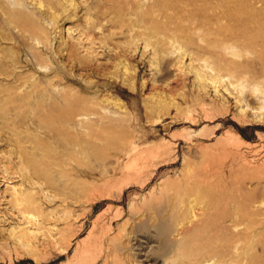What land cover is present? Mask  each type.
Here are the masks:
<instances>
[{
    "label": "rangeland",
    "instance_id": "rangeland-1",
    "mask_svg": "<svg viewBox=\"0 0 264 264\" xmlns=\"http://www.w3.org/2000/svg\"><path fill=\"white\" fill-rule=\"evenodd\" d=\"M41 3L43 15L0 41V100L42 83L36 90L62 89L70 104L31 113L15 101L0 120V264H264V0ZM228 26L234 35L202 40ZM217 44L240 53L225 60L242 94L227 78L219 95L200 88L192 72L214 74ZM245 96L249 107L237 103ZM53 109L68 112L64 124L34 125ZM13 133L26 147L29 134L54 139L53 181H22ZM25 189L37 205L23 217L11 196Z\"/></svg>",
    "mask_w": 264,
    "mask_h": 264
},
{
    "label": "bare ground",
    "instance_id": "bare-ground-1",
    "mask_svg": "<svg viewBox=\"0 0 264 264\" xmlns=\"http://www.w3.org/2000/svg\"><path fill=\"white\" fill-rule=\"evenodd\" d=\"M29 1V4H32L34 6V9L36 12L34 11H29V7L27 5ZM42 3H41V0H0V41L2 40H8L9 39V34H4V32H7L10 27H14V28H17L18 31H19V26L20 24H22L25 19L27 18H30L33 20V18L35 17L34 15H43L42 14ZM229 14L228 15V20L232 21L235 19L236 16L238 15H235V13H232L231 11H228ZM35 19V18H34ZM37 21V20H36ZM231 21L229 23H231ZM237 22V21H236ZM26 23H28L26 21ZM37 24V23H36ZM39 24V22H38ZM139 25V24H138ZM231 25V24H230ZM229 25V26H230ZM234 25V24H233ZM232 25V26H233ZM240 25V24H239ZM23 25H21L20 27H22ZM228 27H222V28H219V30L216 31V33L214 34H211V33H205L204 36H203V39L204 38L206 39V37L210 39V37H214V38H218V37H221V38H224L225 36H227L228 32H230L232 28H229ZM178 27V26H177ZM231 27V26H230ZM235 27V26H234ZM245 27V26H244ZM149 28V27H148ZM224 28V29H223ZM256 28V27H255ZM222 29V30H221ZM23 30V29H22ZM22 30H20L22 32ZM228 30V31H227ZM235 30V28H234ZM37 31V30H36ZM254 31V30H253ZM253 31L252 33L251 32H248L249 36H251L253 34ZM39 32V30H38ZM155 32V31H154ZM232 33H230V35H234V32L235 31H231ZM256 32V31H255ZM172 33V32H171ZM153 34V32L151 33ZM170 34V33H169ZM247 34V36H248ZM29 35V34H27ZM211 35V36H210ZM229 35V34H228ZM229 35V36H230ZM244 35V34H243ZM35 36H37V34L35 33ZM224 36V37H222ZM29 37V36H28ZM150 35L148 36L147 38V42L145 43V47L147 46H150ZM244 37V36H243ZM30 39H33L34 41L32 42H35L39 45V42L36 38H31L29 37ZM228 38V37H226ZM246 41H247V38H246ZM170 42L174 45L177 44V48L179 51H182V47H180L178 45V39L175 37V34H173V37L170 39ZM34 43V44H35ZM232 44V43H231ZM215 45L213 46V50H210L209 52L211 51H214L215 49H218V52L216 54H214V58H215V62L214 64L212 65H209V63L207 64V61L204 60L203 62L205 64H207L206 68L207 69H210V73L213 72L214 74H209L208 72H205L203 71L202 69H192V72L195 74V77L201 82L200 83V88H206V83H210L213 88H214V92L215 93H218L219 95V91L218 89H220L221 87L225 88V91H229V86L232 85L234 87V89L238 88V86L241 87V90L239 91L240 94H242V89H246L247 87L244 86L243 82V78H238L237 82H234L232 81V79L235 78L234 74L235 72H238V67L236 66V63L235 62H227V60H225V55H229L233 58H239L241 55L238 51L235 50V47L234 45ZM173 49V45H171ZM211 46V45H210ZM211 48V49H212ZM175 50V48H174ZM184 51V50H183ZM182 51V52H183ZM226 51L229 52L226 54ZM172 52V50H171ZM170 52V53H171ZM175 52V51H173ZM181 52V53H182ZM37 53V52H36ZM187 54L185 52H183V56L181 55L179 58L183 57L184 58V55ZM39 55V54H37ZM186 56V55H185ZM41 59H42V56H40ZM34 59V58H32ZM44 59V58H43ZM46 59V58H45ZM241 59V58H240ZM234 60V59H233ZM229 61V60H228ZM43 62V61H42ZM79 62V61H78ZM192 62V61H191ZM193 63V62H192ZM35 64V63H33ZM38 68L40 67L42 69V65L40 64V62H38V58H37V62H36ZM45 64V63H44ZM180 64V63H179ZM182 64V63H181ZM37 66H34V67H37ZM184 68V67H183ZM224 78H227V80L229 81V86L224 84L222 85L223 82L225 81H222V79L224 80ZM52 79V78H51ZM48 81V80H47ZM37 82V81H36ZM46 82V81H45ZM51 82V81H50ZM241 84H238L240 83ZM237 83V84H236ZM42 83H39V85L37 83H34L33 84V87L31 89V91H26L24 93V95H20L19 97H14L12 98V94H9L8 97L6 99H3L1 98L0 100V120L4 121V118L6 116V113H8L9 111V106L11 104H14L15 101L16 102H19L20 105H26L27 103H29V106L31 107V113H40L43 109H45L44 107H50L52 105L53 102L56 103V99L57 101L59 102V100L61 99V104L63 106H67L68 107V104H70V99L67 98L66 95H64L62 93V89L59 91V89H56V87L52 86L54 89L48 91L46 89L44 90H36L38 89V87L41 85ZM45 84V83H44ZM49 85V83H48ZM199 86V85H198ZM48 87V86H47ZM51 87V88H52ZM42 88V86H41ZM249 88V86H248ZM250 90L252 93L256 92L257 93L259 92L260 94H262V92L260 90H257V86L256 84L255 85H250ZM34 90V91H33ZM36 90V91H35ZM204 90V89H203ZM202 90V91H203ZM221 91V90H220ZM36 92V93H35ZM71 92V90H70ZM36 96L34 97L33 99V102H29L31 100V98L33 97V95ZM60 95V97L58 96V94ZM62 93V94H61ZM231 93V92H230ZM250 93V92H249ZM68 94H70L68 92ZM232 94V93H231ZM56 95L58 97H56ZM247 95V94H246ZM72 96V94H71ZM245 97H239L238 100H237V103L238 102H242L243 100L246 102V106L249 107V105L247 103H249L248 100L245 99ZM77 100V99H76ZM224 101V100H223ZM78 102V101H77ZM75 102V104L77 103ZM81 102V101H79ZM225 102V101H224ZM227 102H225L224 104H226ZM77 104H80V103H77ZM81 104H83L81 102ZM80 104V105H81ZM22 105V106H23ZM80 105H77L75 107H78L80 108L79 106ZM15 106V105H13ZM28 106V105H26ZM25 106V108L27 109V107ZM53 106V105H52ZM51 106V107H52ZM82 106V105H81ZM20 107V106H19ZM19 107H16V108H19ZM22 108V107H21ZM82 108V109H81ZM79 110L82 111L83 110V107H81ZM29 109V108H28ZM48 109V108H47ZM55 109V108H54ZM52 111L51 116H47L45 118H38L39 120L37 121H40L39 125L38 123L37 124H34L36 127L42 129L44 127V125H40V124H46V126L44 128H48L49 127H53L56 129V125H58L59 127V123H63L64 124V121L62 119V116H66L65 114L68 113L66 110H64L65 114H61V109L60 111V114L62 115L60 117V115L58 114V110H55ZM260 110L264 109V105H262L260 108H258ZM17 110V109H16ZM25 110V109H24ZM240 110V109H239ZM241 110H243V108H241ZM79 111V112H80ZM43 112V111H42ZM41 112V113H42ZM50 111H48L49 113ZM55 112V113H53ZM78 112V111H77ZM75 112V113H77ZM83 112V111H82ZM81 112V114H82ZM242 113V111H240ZM29 113V112H28ZM84 114V115H83ZM82 114V117L83 118H86L87 115H85V112ZM18 116V115H17ZM29 116V115H28ZM31 116V115H30ZM33 116V115H32ZM81 116V115H80ZM42 119V120H41ZM88 119V118H87ZM260 120L262 118H259ZM264 120V119H263ZM81 124H82V128H86L85 126L87 125L85 123L84 120L81 121ZM80 125V124H78ZM43 126V127H42ZM80 127V126H79ZM78 129V128H77ZM64 130V129H63ZM80 130V129H79ZM2 131V130H0ZM35 131H37V129H35ZM52 132H54L53 130H51ZM74 131V130H73ZM49 132V133H48ZM41 133V132H40ZM43 133V132H42ZM46 133V134H45ZM55 133V132H54ZM34 135H28L27 138L28 140H30V144H29V147H26V146H23V138L20 136V134L18 133H13V135L11 136H14L15 139L13 140L14 141V146H15V149H16V155L19 156V160H20V164H19V167L17 168V170L19 169L20 171V175L22 177V181H28L31 186H35V185H39V186H42V184H39L37 181H40L42 180V182L44 181L46 184L49 183L51 180L53 181L55 178L52 176V169L54 166H56V163H55V160H57V157H56V153H57V150L56 148L54 147L55 144H54V139L53 141L51 139L52 142H47L43 139H40L38 138L37 136H35V133H33ZM44 134L45 136H48L49 138V135L47 134H50V130L47 132L44 131ZM69 134V133H68ZM32 136V137H30ZM44 136V138H45ZM64 136V135H62ZM63 138V137H62ZM68 139V138H67ZM65 140L66 138H64V144H65ZM71 140V139H70ZM9 141V140H8ZM67 143H70L71 147L72 145L74 144V142L72 141H69L67 140ZM54 145V146H53ZM78 145V144H77ZM75 148L77 147L75 144L73 145ZM68 149V147H66ZM74 148V149H75ZM70 151V150H68ZM73 152V151H71ZM10 154V153H9ZM77 160V159H76ZM4 173L6 176H8L9 172L8 170H5L4 169ZM16 174V173H15ZM37 180V181H35ZM61 180V179H60ZM64 180V179H63ZM30 192L27 193L26 189L25 190H17V191H14L13 192V195L11 196L12 197V201L14 203V205H16L17 207H22V211L20 212V214H22L23 217H26L25 215H27V211L28 209L33 206V205H37L35 204L36 201H34L32 198L31 195H29ZM32 193V192H31ZM30 193V194H31ZM46 198V197H45ZM50 200V199H49ZM40 205V204H39ZM39 207V206H38ZM34 210V208H33ZM29 215V214H28ZM30 216V215H29ZM34 217V216H33ZM35 218V217H34ZM28 221V219H27ZM34 225V224H33ZM39 225V224H38ZM37 225V226H38ZM155 230L157 231V234L158 235H161L165 232L166 228H163L161 225L160 226H156ZM192 232V231H191ZM26 234V233H25ZM30 235V234H29ZM196 236H198V232L196 233H193L189 236L190 239H193L194 240V237L196 238ZM200 236V234H199ZM26 237V238H25ZM31 237V236H30ZM28 238V236H25L24 233L23 235L21 234V236L18 238L20 244L23 246L26 244L25 240ZM189 240V239H188ZM198 240V239H197ZM197 240H194V241H197ZM193 243V242H192ZM199 243V242H198ZM164 244L166 245L167 248H169V250L171 249L172 245L167 241L165 240L164 241ZM196 244V242H195ZM203 244V243H202ZM187 246V245H186ZM185 246V247H186ZM190 246V245H189ZM195 246V245H194ZM181 249V248H180ZM184 249V248H183ZM193 253V252H192ZM196 253V252H195ZM180 257V256H179ZM194 258V257H193Z\"/></svg>",
    "mask_w": 264,
    "mask_h": 264
}]
</instances>
